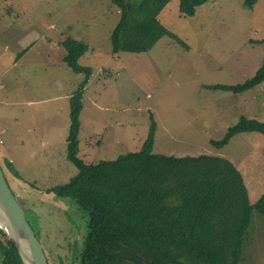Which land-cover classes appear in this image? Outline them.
I'll return each mask as SVG.
<instances>
[{"label": "rangeland", "instance_id": "rangeland-1", "mask_svg": "<svg viewBox=\"0 0 264 264\" xmlns=\"http://www.w3.org/2000/svg\"><path fill=\"white\" fill-rule=\"evenodd\" d=\"M207 0L193 16L171 0L159 18L179 40L162 36L147 52L113 50L121 9L111 0H0V161L15 156L26 181L3 166L9 184L51 264H73L84 247L88 216L70 197L46 192L78 172L67 158L70 98L86 79L64 61L62 38L85 41L78 62L92 69L82 98L79 153L86 163L138 151L229 158L249 199L264 192V134L221 139L242 116L264 121V81L235 93L205 85H235L264 61V0ZM28 163L32 166H27ZM238 264H264V214L254 211Z\"/></svg>", "mask_w": 264, "mask_h": 264}, {"label": "trees", "instance_id": "trees-1", "mask_svg": "<svg viewBox=\"0 0 264 264\" xmlns=\"http://www.w3.org/2000/svg\"><path fill=\"white\" fill-rule=\"evenodd\" d=\"M170 1L111 0L121 9L111 35L113 50L147 52L165 35L181 41L159 18ZM206 1L179 0L180 13L193 16ZM257 1L244 0L243 4L253 8ZM60 45L66 51L63 61L75 72L86 74L70 98L67 158L78 172L45 190L72 198L88 216L84 247L73 264H238L254 211L264 214V192L251 203L243 175L229 158L154 152L153 114L148 136L138 151L86 163L78 155L80 114L92 69L78 60L89 46L70 36L62 38ZM263 81L264 61L242 83L205 86L240 93ZM253 131L264 134V121L242 116L221 139L210 142L222 148L235 134ZM3 164L19 176L9 160L3 158ZM0 264H24L2 229Z\"/></svg>", "mask_w": 264, "mask_h": 264}, {"label": "water", "instance_id": "water-1", "mask_svg": "<svg viewBox=\"0 0 264 264\" xmlns=\"http://www.w3.org/2000/svg\"><path fill=\"white\" fill-rule=\"evenodd\" d=\"M0 229L14 242L24 264H51L16 198L0 161Z\"/></svg>", "mask_w": 264, "mask_h": 264}, {"label": "crops", "instance_id": "crops-1", "mask_svg": "<svg viewBox=\"0 0 264 264\" xmlns=\"http://www.w3.org/2000/svg\"><path fill=\"white\" fill-rule=\"evenodd\" d=\"M3 158H5L6 160H9L13 164V166L15 167V169L17 170L16 164H15V159H14L15 156L12 153H10V152H4V157ZM27 166H32V164L28 163ZM17 172L19 173V178H21L22 181L28 180L27 178L24 179L22 177V174L20 173V171L17 170Z\"/></svg>", "mask_w": 264, "mask_h": 264}]
</instances>
